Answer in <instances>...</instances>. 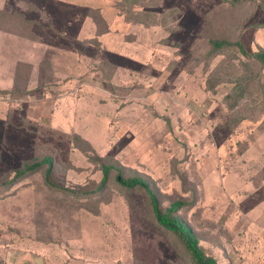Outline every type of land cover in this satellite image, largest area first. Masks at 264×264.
<instances>
[{
    "label": "rangeland",
    "instance_id": "rangeland-1",
    "mask_svg": "<svg viewBox=\"0 0 264 264\" xmlns=\"http://www.w3.org/2000/svg\"><path fill=\"white\" fill-rule=\"evenodd\" d=\"M128 1L0 0V182L47 156L60 187L42 167L0 188V264H190L139 189L86 197L102 162L186 202L219 264H264V67L208 54L264 48L263 9Z\"/></svg>",
    "mask_w": 264,
    "mask_h": 264
},
{
    "label": "trees",
    "instance_id": "trees-1",
    "mask_svg": "<svg viewBox=\"0 0 264 264\" xmlns=\"http://www.w3.org/2000/svg\"><path fill=\"white\" fill-rule=\"evenodd\" d=\"M225 3L229 4H242L248 1L255 2L258 4L264 11V0H222ZM130 3V0L128 1ZM132 4V3H130ZM264 26V25H262ZM105 30H101L100 34H103ZM209 57L212 58L214 56L219 55L223 52V50L228 49L230 47L234 48L236 52L240 54V56L246 59L251 60L252 63H256L259 68L264 67V48H259L255 51H251L245 48L244 44L240 39H236L234 41H229L227 39H217L211 38L209 40ZM241 91V90H240ZM1 93H10L16 94L14 91H2ZM74 141H82L81 138L77 135L74 137ZM83 142V141H82ZM86 143V142H84ZM87 144V143H86ZM44 171L45 182L54 189L60 188L58 187L50 178L53 163L51 157H44L43 159L28 163L24 162L22 167L18 168L15 171L13 179L9 182H0V188L8 187L10 184H15L16 182H20L30 175L34 174L40 168ZM100 171H101V181L97 185L94 191L87 192L86 197L89 200H92V197L100 195L104 188H111L110 183H117L120 187L124 189H139L143 192L150 204L151 213L155 224L160 227V229L167 234L173 236V239L176 240L179 246L184 251V256H186L189 260L190 264H219L218 259L208 253L200 244V240L194 230L191 228L189 224L186 223L178 214L177 210L181 206H183L186 202L184 201H176L169 205L168 208L162 209L160 206V201L156 194L155 189L152 187L148 180L139 177V176H131L124 177L122 175V171L120 168L116 167L112 163H100ZM113 172H115L114 177H112ZM76 194V193H75ZM72 194V196H75ZM77 195V194H76Z\"/></svg>",
    "mask_w": 264,
    "mask_h": 264
}]
</instances>
